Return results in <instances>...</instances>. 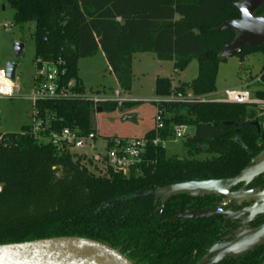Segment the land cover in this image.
<instances>
[{
  "label": "trees",
  "instance_id": "16d2710c",
  "mask_svg": "<svg viewBox=\"0 0 264 264\" xmlns=\"http://www.w3.org/2000/svg\"><path fill=\"white\" fill-rule=\"evenodd\" d=\"M239 1L0 0L3 8L12 10L13 26L34 25V63L62 62L64 84L74 81L78 93L85 90L78 78V62L98 52L103 53L123 93L130 90L135 54L150 53L170 61L175 72H182L195 60L197 76L187 86L172 88L169 80H156L159 99L171 96L174 90L179 97H185L187 91L194 97L215 93L218 68L225 61L220 53L237 36L234 31H215L239 19L234 7ZM254 16H264V5ZM256 52L264 59V44L244 47L238 58L243 61L246 54ZM260 80L264 84V65ZM256 95L264 99V91ZM159 107L163 129L155 134L153 128L144 138L165 141L171 139L174 127H186L193 132L184 142L188 157H165L164 148L149 145L138 177L125 178L111 171L101 174L69 155H58L50 144L34 138L30 126L0 134V246L80 238L102 243L132 264H197L213 245L232 240L239 221L223 217L171 221L188 211L221 206L223 198L178 195L167 201L157 218L161 200L154 195L157 189L175 184L238 176L264 151V130L236 125H263L264 119H258L250 107L209 101ZM102 108L112 112L117 106ZM33 111L48 124L47 135L62 129L78 130L84 136L93 132L90 117L94 107L87 100L37 102ZM201 155L207 158L198 159ZM249 189H264V175ZM228 207L239 209L235 203ZM263 224L264 216H260L251 227ZM263 262L264 243L218 264Z\"/></svg>",
  "mask_w": 264,
  "mask_h": 264
},
{
  "label": "rangeland",
  "instance_id": "374dc122",
  "mask_svg": "<svg viewBox=\"0 0 264 264\" xmlns=\"http://www.w3.org/2000/svg\"><path fill=\"white\" fill-rule=\"evenodd\" d=\"M2 8L3 4L0 2V69H4L7 63L16 62L14 83L20 89L18 97L0 100V134H5L18 132L23 126H37L40 121L33 117L32 104L24 99L34 85V25L27 24L22 29L13 26L12 10L4 6L2 11ZM5 25H8L7 29L3 28ZM16 44H22L23 49L20 57L14 60L13 49ZM263 65V56L257 52L246 54L243 61L236 56L227 58L219 65L215 81L216 91L212 99L222 97L226 91L244 90L246 84H251L260 76ZM131 71L130 90L126 94L119 89L102 52L79 60L78 78L90 94L109 99L116 92H122L131 103L103 102L100 104L101 108L103 105H116L117 109L112 112H103L102 108V113L94 111L90 117V128L98 131L96 151L93 153L90 150H84L78 154L85 153L88 156L96 154L108 138H142L155 127L156 102L159 101V98L155 96L156 80L167 79L172 88L187 86L197 76V62L192 60L182 72H175L173 63L170 61L161 60L150 53L135 54L132 58ZM248 90L252 94L256 88L251 87ZM175 91L172 96H176ZM189 94L187 91V95ZM44 124L48 125L46 122ZM187 133L190 138L193 136L192 130L188 129ZM164 151L165 157L179 159L188 157V149L182 141L175 144L167 143ZM205 158H207L205 155L198 157V159ZM227 207L226 204L223 208Z\"/></svg>",
  "mask_w": 264,
  "mask_h": 264
},
{
  "label": "water",
  "instance_id": "95a60500",
  "mask_svg": "<svg viewBox=\"0 0 264 264\" xmlns=\"http://www.w3.org/2000/svg\"><path fill=\"white\" fill-rule=\"evenodd\" d=\"M264 5V0H240L234 5L239 12V19L230 21L215 32L234 31V41L223 47L220 58L241 55L244 47L254 48L264 44V16L254 14ZM4 11V8H2ZM23 45L16 44L13 49L14 60L22 52ZM16 62L7 63L4 67L6 78L15 81ZM102 113V108H97ZM226 126H232L226 123ZM254 127L257 132L264 130V124L258 122L237 124L236 128ZM189 143H194L190 140ZM264 175V151L254 160L251 166L244 169L232 179L186 182L157 189L155 199L161 200V207L156 211L159 218L167 201L175 196L187 194L192 197H221L227 203H253L250 207L238 212H229L221 207L213 209L188 211L171 221L184 219H209L223 217L227 221L241 220V230L228 242L213 245L197 264H218L226 257L243 255L264 243V224L248 229L254 219L264 215V189L236 190L239 186L248 187L255 179ZM236 190V191H235ZM0 264H132L118 251L95 241L80 238H53L31 241L20 244L0 246ZM264 264V262L262 263Z\"/></svg>",
  "mask_w": 264,
  "mask_h": 264
},
{
  "label": "built area",
  "instance_id": "2783aa9c",
  "mask_svg": "<svg viewBox=\"0 0 264 264\" xmlns=\"http://www.w3.org/2000/svg\"><path fill=\"white\" fill-rule=\"evenodd\" d=\"M3 28L7 29L8 25L3 26ZM34 69V85L24 97L25 100L32 104V107L37 102L83 99L91 102L94 111L97 113V108L103 102H116L119 104L131 103L122 92H116L109 99H102V96L90 94L88 90H84L83 93L76 92L74 81H69L67 84H64L63 79L66 75V69L60 61L57 63L36 61L34 63ZM251 87L256 88L252 94L248 90ZM257 91H264V84L261 82L260 76L251 84H246L244 90L226 91L218 99H212V95L194 97L191 94L185 97L171 95L166 98H160L156 102L157 116L154 127L155 134L163 129V111L159 107L162 104H200L209 101L246 106L255 110L258 119H264V99L257 97ZM19 95V87L6 78L4 69H0V100L13 99ZM35 116L36 114L33 111V117L37 119ZM30 127L31 134L34 138L38 142L50 144L56 154L69 155L72 160L80 161L82 164L91 166V169H96L98 173L104 174L106 171H111L125 178L141 176L142 167L146 164L149 145L165 148V145L169 142L175 144L181 141L185 142L190 138L187 133L188 128L183 126L174 127L173 135L170 140L168 139L169 141H161L157 137L152 141L144 137L139 139L108 138L104 146L96 154L88 156L85 153H78L84 150H90L93 153L96 151L95 144L99 137L94 131L84 136L78 130L62 129L61 131L51 132L47 135L45 132L47 125L42 121H40L39 125Z\"/></svg>",
  "mask_w": 264,
  "mask_h": 264
},
{
  "label": "flooded vegetation",
  "instance_id": "af4514ba",
  "mask_svg": "<svg viewBox=\"0 0 264 264\" xmlns=\"http://www.w3.org/2000/svg\"><path fill=\"white\" fill-rule=\"evenodd\" d=\"M261 125V124H260ZM252 184V183H251ZM250 184V185H251ZM250 185L248 186V187H243V186H241V188L240 189H242V190H255V191H261V190H256V189H249L250 188ZM239 189V190H240ZM263 190V189H262ZM229 205V204H232V203H227L226 201L224 202V203H222L221 204V206H217V207H221V208H223L225 205ZM236 204V203H235ZM244 204H246V205H244ZM253 203H242L241 205H237L238 206V208L239 209H236V210H233L232 208H230V209H228L229 207H227L226 209L225 208H223V210H225V211H229V212H238V211H241L242 209H244V208H247V207H250L251 205H252ZM216 208V207H215ZM262 216H264V215H262ZM260 217V216H259ZM258 218V217H257ZM256 218V219H257ZM256 219H254L249 225H247V228L248 229H254V228H252L251 227V225H252V223L256 220ZM239 221V224H240V228H239V230H238V232L241 230V220H238ZM257 228V227H256ZM237 232V233H238ZM236 233V234H237ZM235 234V235H236ZM234 238V237H233Z\"/></svg>",
  "mask_w": 264,
  "mask_h": 264
},
{
  "label": "crops",
  "instance_id": "0c3cea01",
  "mask_svg": "<svg viewBox=\"0 0 264 264\" xmlns=\"http://www.w3.org/2000/svg\"><path fill=\"white\" fill-rule=\"evenodd\" d=\"M116 80V79H115ZM117 82V81H116ZM118 85V84H117ZM85 89V88H84ZM85 90H87V89H85ZM127 94V93H126ZM97 135H98V131L97 130H93ZM144 137V136H143ZM142 137V138H143Z\"/></svg>",
  "mask_w": 264,
  "mask_h": 264
}]
</instances>
